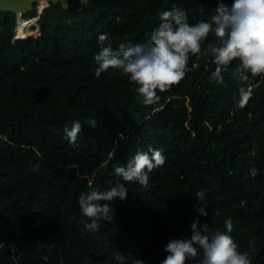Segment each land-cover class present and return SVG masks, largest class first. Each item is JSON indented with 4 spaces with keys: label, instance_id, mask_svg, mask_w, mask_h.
Listing matches in <instances>:
<instances>
[{
    "label": "trees",
    "instance_id": "trees-1",
    "mask_svg": "<svg viewBox=\"0 0 264 264\" xmlns=\"http://www.w3.org/2000/svg\"><path fill=\"white\" fill-rule=\"evenodd\" d=\"M67 3L24 11L39 25L25 42L13 40L17 14L0 9V264H121L116 252L124 264H159L167 240L190 234L201 203V222L223 230L230 217L238 248L264 264V78L241 82L230 66L222 83L210 82L215 64L204 49L198 67L143 105L119 71L95 75L100 33L113 47L142 43L160 11L183 8L195 23L211 16L216 0ZM241 88L253 93L244 104ZM75 119L82 129L70 144L63 128ZM149 146L166 160L148 187L128 182L126 199L110 202L113 219L86 230L79 194L110 187L113 164Z\"/></svg>",
    "mask_w": 264,
    "mask_h": 264
},
{
    "label": "clouds",
    "instance_id": "clouds-1",
    "mask_svg": "<svg viewBox=\"0 0 264 264\" xmlns=\"http://www.w3.org/2000/svg\"><path fill=\"white\" fill-rule=\"evenodd\" d=\"M198 11L204 12L203 4ZM158 16V25L142 43L128 41L113 47L109 34L100 33V48L93 57L95 75L119 71L134 84L136 99L143 105L155 104L161 99L160 93L168 91L198 67L196 60L204 49L215 64L208 76L210 82L222 83L223 72L230 66L241 82L264 78V0H216L211 16L195 23L189 22L187 11L180 7L160 11ZM252 95L250 88H241L239 103H246ZM81 129V121L73 120L70 126L63 128L64 139L70 144L76 143ZM165 160L162 149L149 146L147 150H136L126 163L113 164L116 179L110 182V187L91 188L77 198L79 211L87 218L84 228L98 232L101 220L113 219L114 209L110 202L126 199L128 182L147 188L149 174L162 167ZM38 168L34 165L33 171ZM249 172L254 177L258 170L251 167ZM204 196L201 189L195 199L201 203ZM201 205L197 208L199 216L190 222V234L167 240L163 245L165 256L159 264H252L249 251H241L231 235V218L225 219L223 230L213 229L201 222L200 216L208 215L206 206ZM113 259L124 264L127 257L116 252ZM132 264L147 262L135 258Z\"/></svg>",
    "mask_w": 264,
    "mask_h": 264
},
{
    "label": "water",
    "instance_id": "water-1",
    "mask_svg": "<svg viewBox=\"0 0 264 264\" xmlns=\"http://www.w3.org/2000/svg\"><path fill=\"white\" fill-rule=\"evenodd\" d=\"M34 0H0V9L2 10H11L17 14L16 23L18 21V14L21 15L24 11L31 9V3ZM53 3L60 2L64 6L67 7V0H50ZM87 0H80L79 8H82L86 4ZM19 10V11H18ZM38 18V16H37Z\"/></svg>",
    "mask_w": 264,
    "mask_h": 264
},
{
    "label": "bare ground",
    "instance_id": "bare-ground-1",
    "mask_svg": "<svg viewBox=\"0 0 264 264\" xmlns=\"http://www.w3.org/2000/svg\"><path fill=\"white\" fill-rule=\"evenodd\" d=\"M41 1V6L45 5L48 0H40ZM38 5V4H37ZM40 5V3H39ZM40 7V6H39ZM38 7V9H39ZM19 11V10H18ZM36 19V17L32 18H23L21 15L18 14V21L16 23L15 27V40H21V41H26L30 38V33L27 32L26 27L29 24V22H33Z\"/></svg>",
    "mask_w": 264,
    "mask_h": 264
},
{
    "label": "rangeland",
    "instance_id": "rangeland-1",
    "mask_svg": "<svg viewBox=\"0 0 264 264\" xmlns=\"http://www.w3.org/2000/svg\"><path fill=\"white\" fill-rule=\"evenodd\" d=\"M50 0H48V1H46L47 3L46 4H48V2H49ZM39 3H40V5H39ZM38 4V5H37ZM45 4V5H46ZM33 5L36 7V9H37V13H38V7L40 6L41 7V1L40 0H34L32 3H31V6L33 7ZM36 17V19L33 21V22H29V24L27 25V27H26V30H27V32H29L30 33V38L29 39H31V38H33V37H35V36H37L38 34H39V25L37 24V16H35ZM15 36V35H14ZM13 40H15L14 39V37H13ZM15 41H17V40H15ZM21 41V40H20ZM27 41V40H26ZM21 42H25V41H21Z\"/></svg>",
    "mask_w": 264,
    "mask_h": 264
},
{
    "label": "built area",
    "instance_id": "built-area-1",
    "mask_svg": "<svg viewBox=\"0 0 264 264\" xmlns=\"http://www.w3.org/2000/svg\"><path fill=\"white\" fill-rule=\"evenodd\" d=\"M47 5V4H46ZM46 5H43V6H41V7H39V9H38V13L41 11V9L44 7V6H46Z\"/></svg>",
    "mask_w": 264,
    "mask_h": 264
}]
</instances>
